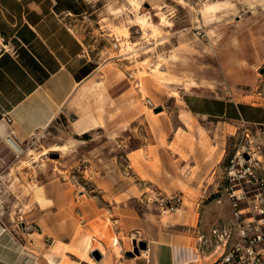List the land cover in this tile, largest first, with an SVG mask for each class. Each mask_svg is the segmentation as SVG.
<instances>
[{
	"label": "rangeland",
	"instance_id": "374dc122",
	"mask_svg": "<svg viewBox=\"0 0 264 264\" xmlns=\"http://www.w3.org/2000/svg\"><path fill=\"white\" fill-rule=\"evenodd\" d=\"M135 1L139 7L130 0H89L88 12L74 21L96 68L78 91L72 116H97L101 131L80 144L63 128L66 149L54 146L43 160L40 144L51 134L20 144L21 154L0 138V233L13 238L24 264L36 247L54 253L49 264H92L88 256L99 264H139L134 241L146 238V220L169 234L183 233L172 225L184 215L206 230L231 225L225 167L247 140L264 177V127L197 122L180 102L188 90L264 97L262 0H226L232 9L217 16L197 11L213 0ZM182 127L191 134L188 149L198 146L199 157L190 160L175 140L168 149L177 155L164 148L174 135L180 139ZM145 144L155 146L144 152ZM158 192L179 193V210L160 211L152 202ZM84 236L103 244L100 258L92 255L97 249L77 251ZM194 242L187 237L188 245Z\"/></svg>",
	"mask_w": 264,
	"mask_h": 264
},
{
	"label": "crops",
	"instance_id": "0c3cea01",
	"mask_svg": "<svg viewBox=\"0 0 264 264\" xmlns=\"http://www.w3.org/2000/svg\"><path fill=\"white\" fill-rule=\"evenodd\" d=\"M261 4L264 5V0ZM89 6V0H0V43L6 47L0 50V138L11 136L18 144L25 145L34 135L51 134L40 144L46 150H39L41 160L50 150H54V146L66 149L69 132L63 128L77 135L80 144L87 142V134L97 133L102 128V122L95 115L72 116L76 109L78 91L96 68L74 25L75 19L86 14ZM249 95L234 97L188 90L181 93L180 102L184 112L189 114L185 116L197 122L215 120L218 123H243L262 128L264 97L254 100L247 98ZM53 129L59 130V133L52 134ZM181 130L183 133H178L180 139L176 140L174 135L164 148L171 154L173 151L168 146L175 140L177 146L188 153L190 160L195 155L199 157L198 146L195 145L194 152L188 149L191 141L189 130L183 127ZM104 144H109L111 149L115 145L111 139H107ZM149 145L155 146L145 144L144 152H147ZM159 148L156 146L155 150ZM172 154L177 155L175 152ZM182 161L181 167L185 165V161ZM190 166H194V163ZM152 177L156 180L158 178L156 173ZM148 198L151 200L152 197ZM186 218L185 215L181 216L180 223L172 225L181 227L185 234L166 233L161 226L157 228L146 220L143 227L147 235L144 241L148 255L139 256L142 257L139 264H175L174 243L180 246L178 255L182 258H187L191 251L196 255L195 260L190 258L179 264H208L202 259L209 256L214 258L211 262L215 263L213 246L207 243V239L211 238L210 229L215 224L206 230L197 224L193 226L187 223ZM190 236L195 239L193 247L186 243ZM86 237L90 238L84 236L79 247L74 245L77 251L90 253L94 248L88 251L81 245ZM91 239L103 246L100 241ZM186 246L191 249L188 250ZM18 248L8 233H0V264H24V256ZM52 256L53 252L50 253L44 247H36L35 253L25 262L49 264V257ZM88 257L89 262H97Z\"/></svg>",
	"mask_w": 264,
	"mask_h": 264
},
{
	"label": "built area",
	"instance_id": "2783aa9c",
	"mask_svg": "<svg viewBox=\"0 0 264 264\" xmlns=\"http://www.w3.org/2000/svg\"><path fill=\"white\" fill-rule=\"evenodd\" d=\"M1 49L6 47L0 43ZM244 135L248 137L247 131ZM247 141L249 144L237 150L225 167L223 190L233 221L210 229L215 264H264V177L257 173L258 161ZM244 152L248 158L242 156ZM153 198L162 212L176 211L182 203L179 193L158 192ZM143 255H148L147 248Z\"/></svg>",
	"mask_w": 264,
	"mask_h": 264
},
{
	"label": "bare ground",
	"instance_id": "6f19581e",
	"mask_svg": "<svg viewBox=\"0 0 264 264\" xmlns=\"http://www.w3.org/2000/svg\"><path fill=\"white\" fill-rule=\"evenodd\" d=\"M131 3H135L138 5V7L140 6L135 0H130ZM262 3V2H261ZM232 9V6H230V4L226 1V0H213L210 2L205 3L200 9H198V13L201 14V16H217L216 14L223 12V10L226 9ZM219 16V15H218ZM138 17V16H137ZM139 20V19H137ZM140 21V25L141 27L143 26V22L141 20ZM82 95V94H81ZM6 143L17 153V154H21L23 153L24 149L22 148V146L20 144H18L17 142H15V140L11 137V136H6L4 137ZM30 150V149H29ZM29 152V151H28ZM255 157V155H254ZM86 250H90L91 248L93 249H97V251L99 250L102 254H104V248L102 247V245L96 241H94L91 238H84L81 244ZM184 247V246H183ZM187 249H191L190 246H186ZM180 248V246L176 243L173 244V251H174V259H175V264H179L184 262L187 259L190 258H194L193 260L196 259V255H193L192 251L189 252V256L187 258H182V256H179L178 254L180 253V251H178V249ZM92 249V250H93ZM91 250V251H92ZM144 250L145 249H141L139 250V255L138 256H144ZM90 251V252H91ZM187 252V251H186ZM146 257V256H145ZM92 264H98V262H93Z\"/></svg>",
	"mask_w": 264,
	"mask_h": 264
},
{
	"label": "water",
	"instance_id": "95a60500",
	"mask_svg": "<svg viewBox=\"0 0 264 264\" xmlns=\"http://www.w3.org/2000/svg\"><path fill=\"white\" fill-rule=\"evenodd\" d=\"M160 109H161V107L160 106H157V107L154 108V111H159ZM242 156L244 158H248V155L245 152L242 154ZM145 248H146V242L144 240H139L137 242L134 241V250H135L136 253H138L139 250L145 249ZM92 255L96 259L100 258V253L97 250H93L92 251Z\"/></svg>",
	"mask_w": 264,
	"mask_h": 264
}]
</instances>
